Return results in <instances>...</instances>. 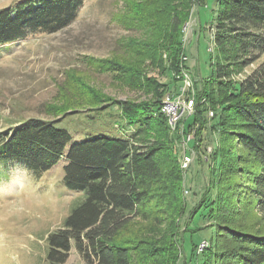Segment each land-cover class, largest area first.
I'll return each instance as SVG.
<instances>
[{"label": "trees", "instance_id": "trees-1", "mask_svg": "<svg viewBox=\"0 0 264 264\" xmlns=\"http://www.w3.org/2000/svg\"><path fill=\"white\" fill-rule=\"evenodd\" d=\"M84 3L20 0L1 9L0 46L66 28ZM180 24L174 26L175 32ZM161 37V33L156 36ZM173 38L165 35L163 42L141 43L142 49L137 47L134 54L140 61H151L147 69L144 62L141 67L166 71L164 49L170 42L178 46ZM212 45L214 79L219 87L217 92L196 98L195 107L199 112L204 105L221 107L212 109L219 133L212 154L217 196L213 203L207 198L203 204L209 202L218 236L211 253L199 264H264V0H218ZM178 50L169 55L173 72L181 64ZM254 64L250 72L237 78ZM144 69L123 71L131 77L132 89L136 83L145 95L152 94L145 104L117 101L137 124L130 136L102 135L72 144L67 152L73 137L57 127L56 121L33 119L0 134V159L25 162L47 172L66 156V186L86 192L63 225L48 234L51 264H68L73 244L84 264H172L165 260L170 249L163 237L176 234L186 202L181 197L176 154L163 139L150 137L161 134L160 123L168 124L160 110L162 101L158 102L164 93L162 86ZM140 222L162 229V235L136 237Z\"/></svg>", "mask_w": 264, "mask_h": 264}, {"label": "rangeland", "instance_id": "rangeland-1", "mask_svg": "<svg viewBox=\"0 0 264 264\" xmlns=\"http://www.w3.org/2000/svg\"><path fill=\"white\" fill-rule=\"evenodd\" d=\"M18 1L0 0V10ZM217 7L218 0H194L189 5L172 0H85L78 17L66 28L1 45L0 134L33 119L56 121L57 127L73 137L67 152L72 144L102 135L130 136L137 124L117 101L131 99L145 104L152 94L145 95L136 83L132 89L131 77L123 71L142 72L145 66L141 67V62L147 69L151 61H140L135 50L142 49L144 42H163L165 35H173L178 45L170 42L164 49L166 71L144 69L162 86L164 93L158 102L168 95L172 101L184 99L180 95L184 69L192 77L193 88L188 93L194 100L203 93L217 92L212 45ZM176 21L181 24L175 32ZM160 33L162 37L157 39ZM175 48H179L181 62L178 72L168 63ZM141 74L145 79V73ZM195 106L196 102L192 111L182 109L175 126L167 118L168 127L160 123L161 134L150 135L168 144L181 171L186 210L177 220L176 234L163 237L170 249L165 260L172 264L174 259L175 264L201 263L218 236L208 212L209 202L203 204L207 198L213 203L217 196L212 154L219 133L212 109L221 107L204 105L199 112ZM185 153L191 156L189 167L182 164ZM67 162L64 156L51 170L41 172L25 162L0 159V264H51L47 258L48 234L62 226L72 208L86 197L85 191L66 186ZM137 226L136 237L162 235V229L154 225L140 222ZM68 264H84L74 244Z\"/></svg>", "mask_w": 264, "mask_h": 264}, {"label": "built area", "instance_id": "built-area-1", "mask_svg": "<svg viewBox=\"0 0 264 264\" xmlns=\"http://www.w3.org/2000/svg\"><path fill=\"white\" fill-rule=\"evenodd\" d=\"M180 79L181 82L184 83L183 92L180 93L181 98L184 97V99L182 101H178L174 98V101H172V97L168 95L164 100H162L160 108L161 112L164 113L168 118L171 126H175L177 123H179L180 116H182L180 112H182L183 110L192 111L195 105V100L192 98V95L188 93L189 91L192 92L193 88L191 74L184 69ZM186 91L188 95L186 94ZM190 138H192V136H189V139ZM191 161V156L185 153L182 159L183 166L189 167Z\"/></svg>", "mask_w": 264, "mask_h": 264}]
</instances>
